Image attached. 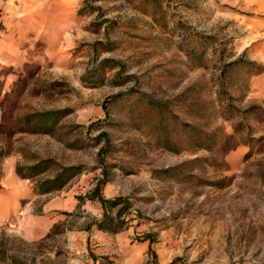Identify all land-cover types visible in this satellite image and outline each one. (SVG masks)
<instances>
[{"label":"rangeland","instance_id":"rangeland-1","mask_svg":"<svg viewBox=\"0 0 264 264\" xmlns=\"http://www.w3.org/2000/svg\"><path fill=\"white\" fill-rule=\"evenodd\" d=\"M263 136L264 0H0V264H264Z\"/></svg>","mask_w":264,"mask_h":264},{"label":"trees","instance_id":"trees-1","mask_svg":"<svg viewBox=\"0 0 264 264\" xmlns=\"http://www.w3.org/2000/svg\"><path fill=\"white\" fill-rule=\"evenodd\" d=\"M248 64V65H254V63L251 62H244L242 58L236 59L235 62L229 63L228 66H235V65H240V64ZM105 104L102 105L104 107ZM189 106H194L192 103L189 104ZM257 108V107H255ZM254 108V109H255ZM257 110V109H255ZM259 110V109H258ZM36 117L38 123L42 125V127H51L53 126L57 121L60 119L64 118L65 115L61 111H48L46 113H39L36 115H31L28 116L27 119H32ZM191 128V127H190ZM234 128V127H233ZM49 129V128H47ZM236 128H234V132H236ZM202 138H197L195 135L192 137L194 138V142L197 144V146H200L204 150H209L212 151L214 148V142L212 140V134H204ZM227 140H231L232 136L228 135L226 136ZM248 140L251 142H259L264 145V136L263 137H258L256 140H252V138H248ZM52 166V160L46 159V160H39L36 163H34L32 166L27 167L26 172L23 173L22 169L19 167H16V173L18 176H20L23 179H28V180H33L37 178L38 176L44 174L48 170H50ZM167 173V171H164ZM80 173V169L78 167L74 166H67V167H62L60 168L55 175H53L50 179H45V180H40L36 183L37 185V193L40 195L43 194H51V192L54 191H60L64 189L67 185L68 182L73 179L75 176H77ZM104 182H99V185L96 186V188L92 192L91 199L92 200H97L102 208V219L95 223V227L99 231H112V232H118L121 230V228L124 226L125 221L121 219V216L123 215L126 210L129 209V203L127 200L123 198H116L113 200H104L100 197H98L100 188ZM119 210L115 213L114 216H111L110 213H108L107 209L111 208H116L119 207ZM57 226H53V229L56 228ZM50 235V234H49ZM49 235H47L49 237ZM47 237V238H48ZM143 241H148L149 245L151 246L155 240L154 238L150 235L147 234L142 238ZM181 258H174L173 261H171L168 264H181ZM149 264H159L156 261L155 254L151 252V262Z\"/></svg>","mask_w":264,"mask_h":264}]
</instances>
